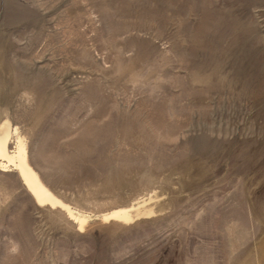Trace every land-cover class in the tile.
Returning a JSON list of instances; mask_svg holds the SVG:
<instances>
[{"label": "rangeland", "instance_id": "obj_1", "mask_svg": "<svg viewBox=\"0 0 264 264\" xmlns=\"http://www.w3.org/2000/svg\"><path fill=\"white\" fill-rule=\"evenodd\" d=\"M5 119L0 264H264V0H0Z\"/></svg>", "mask_w": 264, "mask_h": 264}, {"label": "bare ground", "instance_id": "obj_2", "mask_svg": "<svg viewBox=\"0 0 264 264\" xmlns=\"http://www.w3.org/2000/svg\"><path fill=\"white\" fill-rule=\"evenodd\" d=\"M0 167L2 171L16 170L26 189L32 195L38 205H49L60 207L73 217L81 228L90 218L88 215L74 210L70 205L64 203L51 189L42 181L39 173L30 162L26 138L20 129L14 126L9 119L0 122ZM136 205V204H135ZM115 207L100 214L103 220H116L129 222L141 214H150L152 209L141 206ZM152 210V211H151ZM92 216V215H91Z\"/></svg>", "mask_w": 264, "mask_h": 264}]
</instances>
